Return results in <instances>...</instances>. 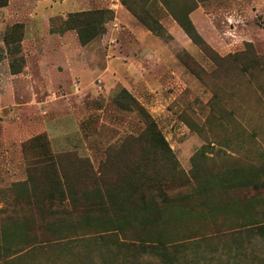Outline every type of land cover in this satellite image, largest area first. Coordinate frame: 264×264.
<instances>
[{
  "label": "rangeland",
  "instance_id": "obj_1",
  "mask_svg": "<svg viewBox=\"0 0 264 264\" xmlns=\"http://www.w3.org/2000/svg\"><path fill=\"white\" fill-rule=\"evenodd\" d=\"M164 1L129 0L141 18L162 27L161 35L120 0L0 6V217L10 244L23 236L42 240L6 255L0 250V264H161L155 255L118 248L113 242L123 241L121 234L73 227L75 215L88 210L84 192L117 189L138 161L151 166L146 116L185 174L202 146L209 171L255 162L264 150V71L255 64L245 70L252 57L238 55L247 45L264 55V0ZM191 6L195 31L225 57L220 67L173 18ZM97 9L111 11L105 32L82 45L64 20ZM47 192L51 212L20 211ZM239 235L257 256L247 264H264V239Z\"/></svg>",
  "mask_w": 264,
  "mask_h": 264
},
{
  "label": "trees",
  "instance_id": "obj_2",
  "mask_svg": "<svg viewBox=\"0 0 264 264\" xmlns=\"http://www.w3.org/2000/svg\"><path fill=\"white\" fill-rule=\"evenodd\" d=\"M6 2L0 0V6ZM120 2L143 25L161 35L159 24L153 26L141 18L129 0ZM163 3L166 4L164 0ZM192 9L193 6L185 9L182 15L174 13L173 18L191 41L220 67L225 57L209 48L195 31L188 17ZM110 13V9L71 12L64 20V29L75 30L79 42L86 44L105 32ZM247 46L238 53L252 57L245 70L255 64L264 71V55H256ZM9 68L12 74L19 72L12 61ZM146 125V138L155 150L151 166L146 168L138 161L132 175L117 189L100 191L93 187L84 192L88 210L75 215L73 227L121 234L123 241L113 242L118 248L134 254L155 255L161 264H247L250 254L257 259L248 252L239 233L264 239V150L255 152V162H230L209 171L204 166L206 156L202 146L191 156V168L185 174L155 123L147 116ZM56 184L59 200L63 202L64 191ZM240 192L248 193L236 195ZM47 194V199L40 204L27 202L20 211L51 212L52 207L46 201L52 200V194ZM26 195L28 199L35 198ZM68 208L63 206L61 211L69 214L72 208ZM43 226L45 231H52L50 222H44ZM8 233L7 224L0 217V250L5 255L42 242L23 236L10 244Z\"/></svg>",
  "mask_w": 264,
  "mask_h": 264
},
{
  "label": "crops",
  "instance_id": "obj_3",
  "mask_svg": "<svg viewBox=\"0 0 264 264\" xmlns=\"http://www.w3.org/2000/svg\"><path fill=\"white\" fill-rule=\"evenodd\" d=\"M120 5H121L122 7H123V6L125 7V5L121 4V2H120Z\"/></svg>",
  "mask_w": 264,
  "mask_h": 264
}]
</instances>
